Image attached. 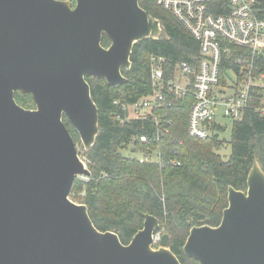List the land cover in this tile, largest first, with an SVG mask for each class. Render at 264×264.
Here are the masks:
<instances>
[{
  "label": "water",
  "instance_id": "water-1",
  "mask_svg": "<svg viewBox=\"0 0 264 264\" xmlns=\"http://www.w3.org/2000/svg\"><path fill=\"white\" fill-rule=\"evenodd\" d=\"M161 33L139 0H0V264H180L166 233L152 246L157 218L144 214L124 245L69 198L74 179L91 173L63 117L89 150L98 109L86 77L125 84L121 69L130 68L134 44ZM16 91L35 108L19 106ZM246 184L245 192L228 187L218 226L190 229L185 255L199 264H264V172L256 160Z\"/></svg>",
  "mask_w": 264,
  "mask_h": 264
},
{
  "label": "trees",
  "instance_id": "trees-1",
  "mask_svg": "<svg viewBox=\"0 0 264 264\" xmlns=\"http://www.w3.org/2000/svg\"><path fill=\"white\" fill-rule=\"evenodd\" d=\"M155 1L139 0V5L159 20L162 33L157 39L134 44L130 68L121 69L126 83L112 87L103 79L86 77L98 109V134L89 150L82 149L91 175L87 181L74 179L69 198L86 205L97 230L116 233L124 245L142 228L144 214L157 218L160 227L155 232L168 235V248L180 264H199L183 251L189 231L203 225L218 226L228 204V187L246 191L254 160L264 172V118L247 110L240 121L231 123L229 140L222 137L226 127L218 125L213 126L216 130L211 137L197 140L186 133L190 99L170 96L173 106L168 114L173 125L168 134L160 136V163L140 164L135 155L122 154L129 147L133 152L142 148L139 135L152 138L155 133L147 122L120 125L115 120L118 108L113 104L115 100L132 103L150 93V57L163 56L173 67L180 62L196 65L199 61V43ZM207 1L211 11L222 12V0ZM109 44L103 35L101 45L107 48ZM223 58L222 74L231 66V60L226 55ZM14 99L24 109L35 108L29 94L16 91ZM63 122L77 143V132L65 117ZM226 147L229 154L224 158L221 151Z\"/></svg>",
  "mask_w": 264,
  "mask_h": 264
},
{
  "label": "built area",
  "instance_id": "built-area-1",
  "mask_svg": "<svg viewBox=\"0 0 264 264\" xmlns=\"http://www.w3.org/2000/svg\"><path fill=\"white\" fill-rule=\"evenodd\" d=\"M207 2L155 1L199 43V61L196 65L180 62L173 67L165 57L151 56L150 93L132 103L113 102L118 108L115 120L120 125L140 121L153 127L154 136L139 135L142 148L129 151L140 164H158L162 159L160 136L168 134L173 125L168 114L173 106L170 96L190 99L186 133L197 140L211 137L214 125L225 128L224 121H240L247 110L264 118V0H222L219 13L211 11ZM224 55L231 66L222 74ZM82 177V181L89 178ZM161 235V231L154 232L153 247L160 245Z\"/></svg>",
  "mask_w": 264,
  "mask_h": 264
},
{
  "label": "rangeland",
  "instance_id": "rangeland-1",
  "mask_svg": "<svg viewBox=\"0 0 264 264\" xmlns=\"http://www.w3.org/2000/svg\"><path fill=\"white\" fill-rule=\"evenodd\" d=\"M224 122H225V125H226V131H225V133L223 134L222 137L225 138L226 140H229V138H230V130H231V123L226 122V121H224ZM75 144H76V149H77V153H78L79 158L82 160V162L85 163V161H84L85 157L83 156V150H82V149H84V147H83V144H82L80 138H79V141H77V143H75ZM129 151H130V147L126 151H123L122 154H124V155H127V153L130 154ZM228 154H229V148H227V147H226L225 150L221 151V155L224 158H226L228 156ZM85 165H86V163H85ZM78 179L79 180H81V179L83 180L84 178L82 176H80V177H78ZM82 194L83 193H78L77 195L81 196Z\"/></svg>",
  "mask_w": 264,
  "mask_h": 264
},
{
  "label": "flooded vegetation",
  "instance_id": "flooded-vegetation-1",
  "mask_svg": "<svg viewBox=\"0 0 264 264\" xmlns=\"http://www.w3.org/2000/svg\"><path fill=\"white\" fill-rule=\"evenodd\" d=\"M72 5H74L73 1H72Z\"/></svg>",
  "mask_w": 264,
  "mask_h": 264
}]
</instances>
